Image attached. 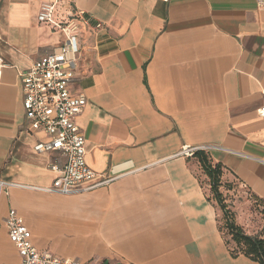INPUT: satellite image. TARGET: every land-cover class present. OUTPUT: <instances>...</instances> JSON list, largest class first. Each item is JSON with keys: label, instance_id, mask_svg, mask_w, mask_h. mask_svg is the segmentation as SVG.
Instances as JSON below:
<instances>
[{"label": "crops", "instance_id": "obj_1", "mask_svg": "<svg viewBox=\"0 0 264 264\" xmlns=\"http://www.w3.org/2000/svg\"><path fill=\"white\" fill-rule=\"evenodd\" d=\"M55 20L77 9L80 52L73 93L86 161L116 175L109 185L64 195L43 190L57 153L24 125L22 74L60 47ZM100 24V26H96ZM0 264H19L6 217L15 209L39 249L96 264H261L233 255L221 210L186 146L209 155L264 202V11L256 0H0Z\"/></svg>", "mask_w": 264, "mask_h": 264}, {"label": "built area", "instance_id": "obj_2", "mask_svg": "<svg viewBox=\"0 0 264 264\" xmlns=\"http://www.w3.org/2000/svg\"><path fill=\"white\" fill-rule=\"evenodd\" d=\"M256 6L264 11V0H256ZM55 13V2L43 3L38 20L66 30L68 36L57 50L34 61L22 74L24 125L48 136V141L38 142L34 146L36 151L57 153L48 165L55 173L54 181L43 190L70 195L109 185L117 177L98 173L88 165L86 138L76 122L88 101L84 93H73L70 87L80 52L78 34L75 33L77 25L72 21L86 26L89 24L88 17L85 11L77 9L70 15L71 22H59L55 20ZM6 65L0 53V81ZM259 114L264 118V103L259 108ZM212 148L213 145H186L179 155L190 157L197 150L210 151ZM5 222L9 237L21 257L19 264H96L37 248L31 230L15 209H10Z\"/></svg>", "mask_w": 264, "mask_h": 264}, {"label": "trees", "instance_id": "obj_3", "mask_svg": "<svg viewBox=\"0 0 264 264\" xmlns=\"http://www.w3.org/2000/svg\"><path fill=\"white\" fill-rule=\"evenodd\" d=\"M190 157L197 159L200 163L202 173L209 180L207 184L210 186L211 197L216 202L223 215L221 220H224V226L220 225L219 222V228L224 235L227 245L232 249L233 255L242 253L264 264V236L246 233L243 227L236 222L234 214L228 209L225 203L226 199L223 190L230 191L233 189L232 183H235L223 180L224 168L220 163H214L212 161L209 151L197 150ZM259 201L264 205L263 201ZM224 229L227 231L230 239L226 238ZM231 242L235 243L236 248L231 246Z\"/></svg>", "mask_w": 264, "mask_h": 264}, {"label": "rangeland", "instance_id": "obj_4", "mask_svg": "<svg viewBox=\"0 0 264 264\" xmlns=\"http://www.w3.org/2000/svg\"><path fill=\"white\" fill-rule=\"evenodd\" d=\"M205 181H209L204 178ZM233 189L230 191L223 190L225 196V203L228 209L234 214L236 222L241 225L244 231L251 235L264 236V205L254 197L252 193L233 184ZM223 215L219 217L220 225L224 226ZM226 238L230 239L227 231ZM232 247L236 248L235 243H230Z\"/></svg>", "mask_w": 264, "mask_h": 264}]
</instances>
